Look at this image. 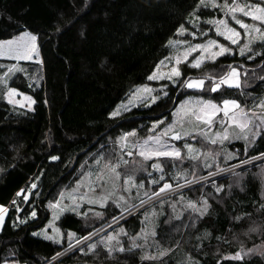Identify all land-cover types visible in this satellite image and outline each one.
<instances>
[{"label":"trees","instance_id":"16d2710c","mask_svg":"<svg viewBox=\"0 0 264 264\" xmlns=\"http://www.w3.org/2000/svg\"><path fill=\"white\" fill-rule=\"evenodd\" d=\"M198 1L0 0V40L28 30L37 36L40 55L38 62L21 61L23 70L12 73L9 79L10 86L30 94L36 101L31 110L13 108L4 99L6 87L0 85V205L8 207L0 229V264L6 261L41 264L68 247L64 238L56 244L32 232L48 220L47 202L59 187L69 185L96 158L104 163L111 160L112 164L121 160L119 154L110 153L125 132L135 130L130 142H141L152 133L149 130L154 121L165 122L157 126L158 130L171 120L174 107L186 94L215 100L232 98L247 106L264 97V79H261L264 77V43L256 42L252 48L260 54L252 60L247 57L253 53L246 52L244 56L219 57L200 69L181 65L185 76L195 78L203 77L209 70L223 72L231 60L240 68L242 81L244 78L242 89L225 87L220 93H210L182 89L179 83L173 86L167 80L152 81L153 87L167 84L164 91L168 95L158 91L159 98L151 106L141 103L117 117H109L115 105L125 99L134 86L149 82L147 76L170 53L167 42L178 37L176 29L181 24L192 27L189 21L193 19V12L201 17L199 27L212 29L204 21L222 12L217 8H198ZM8 65V59H0V74ZM102 145L105 146L103 158L99 152ZM231 146L240 156L223 160L221 167L247 158L241 141ZM260 152H264V130L249 148L248 155ZM51 156L58 159L53 161ZM162 160L164 181L149 184L146 190L149 195L143 200L150 198L151 192L164 182L181 184L215 170V167H198L193 175L183 180L174 179L170 172L172 166L183 168L188 164L170 158ZM262 164L264 160L237 169L242 173L239 178L229 172L161 197L173 201L180 194L197 202L204 197L210 208L203 216L185 210L175 217L171 200L162 205L160 199H156L108 228L109 231L124 225L129 236L136 235L142 225L139 219L142 212L152 208L156 212L155 236H148L145 241L137 239L139 247L131 248L129 236L121 235L119 240L126 249L124 252L115 251L109 257L105 247L97 244L94 252L88 253L85 244L81 245L84 253L79 246L52 264H264V255L248 253L242 260L228 257L240 248L264 243V227L248 232L250 226H264V210L260 207L264 204ZM117 169L121 175H134L136 181L145 179L146 185L151 177L159 180L153 171L149 176L148 172L137 170L129 163H119ZM35 178H38L37 187L31 191L29 200L18 199L17 205L21 207V216L35 209L36 218L14 227L12 214L16 211L11 208V201ZM213 180L216 187L223 186L220 193L215 192ZM113 204L102 211L101 219L94 225H89L92 220L70 211L58 217L57 225L62 231L76 233L77 237L85 236L120 215ZM139 204L140 201L135 205ZM99 236L88 243L98 240ZM165 249L170 251L159 257V252ZM143 256L159 258L142 260Z\"/></svg>","mask_w":264,"mask_h":264},{"label":"snow or ice","instance_id":"6c2138e0","mask_svg":"<svg viewBox=\"0 0 264 264\" xmlns=\"http://www.w3.org/2000/svg\"><path fill=\"white\" fill-rule=\"evenodd\" d=\"M203 6L205 8H219L221 12L224 13V16L217 19L215 17L210 18L204 23L211 25L215 31L217 37H222L228 44L221 43L218 39L207 38L203 43H191L187 40H172L170 39L167 44L168 46L176 49L175 55H170L160 60L156 67L153 69L151 74L147 76L148 81H161L167 80L171 83V85L176 86L179 83L180 88L182 89H190V90H199L203 92L210 93H220L224 90V88H240V73L237 67L229 64V71L225 72L223 75L214 76L210 74H205L203 77H192L191 75L185 76L181 70V65L187 64L189 68L200 69L207 61L216 62L219 57L225 55H232L233 48L231 46H237L239 49V54L244 56L246 52H252L253 55H249L247 58L252 60L255 55H259V52H254L252 45L257 41L264 43V0H259V2L252 3L250 0H245V2L240 3L238 0H231V3H228V0H224L223 4L217 3V0H199L197 7ZM242 17L250 18L252 23L245 22ZM193 19L189 21L192 24V27L196 29V31L189 32L188 28L181 24L176 29V34L178 36H183L185 33H188L190 36L195 39L197 34L200 36H207L208 30L200 31V20L201 17L195 15V12L192 14ZM225 17H230L232 21H234L235 25H238L240 29H243L244 42L240 44L241 40V32L237 30L236 27L230 25L229 20ZM37 36L28 31H22L18 37H13L7 40H0V57H11L17 61H29L33 60L34 57L38 55V45L36 43ZM185 45L182 51L178 50L179 46ZM194 53H198L193 59L189 60V57H192ZM243 67V65H241ZM162 68H167V71H162ZM18 65H11L8 67V73H14L17 71H22ZM247 72V69H245ZM5 73V76L8 75ZM264 79V77H261ZM206 81H211L210 85L206 86ZM168 85H161L159 89L153 88L148 84L140 85L135 88L133 92L130 93L129 99L127 103H121L117 106V108L109 113V117H117L121 115L122 111H129L131 107L137 106V103L148 101L145 104L146 107L151 106L152 103H155L158 100L157 95H153V93L161 92L164 96H167L168 93L164 91ZM22 95L24 101H28L27 107L31 109L32 104H35L36 101L33 100L31 96L24 95L22 93H18V90L13 87H8L7 92L4 94L8 103L10 104H20L22 107L24 104L20 100H15L13 97L15 95ZM47 103V101H45ZM261 109V112L264 113V100H261L259 104L254 105ZM219 113H223V118L218 116ZM173 121L170 124H166L165 127L156 132L155 135H149L142 142L137 141L135 143L129 144L127 142V138L129 136L135 135V130L132 132H125L122 136H120L117 140V143L120 144L121 149L125 148H135L137 150V155L143 158L144 162L151 161L154 158L156 162L152 163V169L161 173L159 180L152 179L149 181V184H159L160 181H164V167L163 163L159 160V158H170L173 161L179 160L181 163L184 162L185 158L191 159L192 161H196L201 155H203L204 159L202 161L204 168H211L213 166L209 161H215L216 157L220 155V152L215 151H205L201 153V151L194 147L192 143L185 142L183 144V149L186 150V156L182 154V149L177 147L174 143L175 141H180L184 137H190L192 140H196L197 137H202L205 141H210L211 144L223 145L225 141L231 140H243L244 141V153L247 158L239 159L238 164H231L228 167H221L220 164L215 165V171H208L207 175L198 176L199 181L208 182L209 178L217 176L219 173L231 172L234 177H241L242 173L237 172L236 169L248 165L256 160H264V152H260L258 155H248L249 148L255 144L257 137L261 136L262 130H264V114L257 115L253 112L251 115L244 108L241 107L240 103L236 99H223L221 103L214 102L213 99H204L203 96L197 97L195 99L189 98L183 101L179 106H177L176 111L173 112ZM258 121V122H257ZM229 126L233 127H224L225 123ZM163 120H156L153 122L152 129H150V133L157 129V126L160 124H164ZM218 123L221 125L222 130H217L213 133V124ZM179 125V128H177ZM193 133L195 135H193ZM104 147L101 146L99 152L101 153V158H103ZM128 156H132L133 153L131 151L127 152ZM240 156V152H230L223 151L224 161L232 160L235 157ZM51 160L55 161L58 159L57 156H51ZM99 163V160L97 161ZM119 163L127 164V160H119L116 164H105L104 168L107 171L109 176V180L111 181V190L105 189L103 184L97 185L101 188V193L98 195L91 185L88 186L87 191L83 194H78L81 182H77V189L73 194H70L68 199L72 201L70 205H64L60 208L61 212H75L77 215H81L80 212V204L87 203L90 205H99L101 208H104L105 204L109 200H113L116 207L121 208V213L119 218L113 216L112 219L114 221L119 222V220L124 219V214L129 213L131 209H134L136 205L128 204L127 207H124L121 204V201H125L124 196H116L117 184L116 181L120 178V172L117 171ZM138 167H143V164L140 161L135 162ZM151 176V173H148ZM187 175V170L183 173L177 172L176 178L183 179L184 176ZM38 179V178H37ZM99 180L104 181V183H108V181L104 180V175L101 174L98 177ZM195 181H187L185 180V184L193 183ZM213 186L215 187V192L220 193L222 191L223 186L216 187V181H211ZM237 183H239V179H237ZM37 187L36 183L31 185V188L28 189V193H24V190L21 189L16 193V196H20L23 194V199L25 202L29 200V195L31 194L32 189ZM184 185L179 182L176 183L175 188L181 189ZM231 187V185H229ZM142 189L144 188V182L141 181L139 184L135 182L134 175H129L123 180V191L131 192L132 189ZM173 185L169 182H164L161 187H159L156 191L151 192V197H156L160 199V203L163 205L164 200L162 194L166 193L167 190H172ZM39 195V193H37ZM148 192H144V196H148ZM61 200L64 197V193L60 194ZM115 197V199H113ZM150 197V198H151ZM183 199V197H181ZM61 200H58L56 203L59 205ZM13 204L16 203L15 200L12 201ZM145 204V200H140V206L143 207ZM188 208L192 209L194 212H199L201 216L208 212L210 205L207 199L202 201V205L200 207L197 206L195 202L189 201L186 205ZM175 207V205H173ZM261 209L264 210V204H261ZM19 211V208H17ZM91 211V209H89ZM7 212V208L3 205H0V224H3L5 219V214ZM86 215V213H83ZM155 213H153L154 215ZM37 215L35 209L31 212V216L35 217ZM95 215L100 216L101 213L96 212ZM147 219V215H146ZM237 220L240 217H236ZM23 222V221H21ZM142 224L144 221L141 222ZM262 227L261 225L250 226L248 232H257ZM58 231V230H57ZM37 233H33L36 235ZM95 233L89 232L87 235L82 237H77L76 233L69 231L67 233L68 236V248L65 249V252L72 250L76 246H80L79 250L81 253L85 252V249L81 245H85L87 247L88 253L94 252L97 248V244H103L105 247L107 254L109 257L112 256L113 252L119 251L124 252L126 249L120 243L119 236L125 235L129 236V234L125 231L123 227L119 229V231L115 234L109 233L106 237H101L100 241L88 243L91 240L92 236ZM155 236V232L151 233ZM247 234V233H245ZM143 235L144 239L147 240L148 232L146 229L142 228L141 233H137L135 236H129L131 240V248L139 247L136 241ZM45 239L52 240L53 243L59 244L60 240L57 236H48L45 234ZM115 241V244H113ZM116 245H119L117 248ZM170 249H165L159 252V257H163L167 254ZM260 251L262 255H264V246H254L253 248L247 249V252L237 251L234 253L231 258L235 260H242L245 255L248 253H253ZM87 254V253H85ZM62 253H57L56 257L61 256ZM54 257L53 259H56ZM159 257L154 256H143L144 259H158Z\"/></svg>","mask_w":264,"mask_h":264},{"label":"rangeland","instance_id":"374dc122","mask_svg":"<svg viewBox=\"0 0 264 264\" xmlns=\"http://www.w3.org/2000/svg\"><path fill=\"white\" fill-rule=\"evenodd\" d=\"M198 2H199V1H198ZM238 2L243 3V2H245V0H238ZM250 2L255 3V2H259V0H250ZM217 3H219V4H223L224 1H222V0H217ZM230 3H231V2H230ZM217 9H219V8H217ZM237 15L240 16V14H237ZM223 16H224V13H223V12H222V14H221L220 16H216V15H214V17L217 18V19H219V18H221V17H223ZM212 18H213V17H212ZM225 18L229 20V23H230L231 26L236 27L237 30L241 32V40H240L239 43L242 44V43L244 42V35H243L244 30H243V29H240L238 25H235L234 21H232L230 17H225ZM240 18H241V19H244L245 22H247V23H252V21L250 20V18L242 17V16H240ZM186 28H188L189 32L196 31L195 28L190 27V26H189V27L186 26ZM22 31H28V30H22ZM22 31H21V32H22ZM200 31H201V32L204 31V27L200 26ZM21 32H19V33L16 34V35H13L12 37L5 38V39H1V40H7V39H10V38H13V37H18V36L20 35ZM28 32H30V31H28ZM31 33H32V32H31ZM32 34H33V33H32ZM209 37H210V38H213V39H218L221 43L228 44V42L225 41L222 37H217V36H216L215 31H214L213 28H212L211 30H208V35H207L206 37H205V36H200L199 33H198L197 36L195 37V39H193L192 36H190L188 33H185L183 36H178V37L174 38L173 40H174V41H175V40H187V41H189V42H191V43H203V42H204L207 38H209ZM257 42H259V41H257ZM36 43H37V41H36ZM37 45H38V43H37ZM183 47H185V45H181V46H179V49H178V50L182 51ZM231 47L233 48V54H232V55H227V56H229V57H233V55H236V56H237V55H240V54H239V49H238L237 46H231ZM176 51H177L176 49H173L172 47H170V53H169L167 56H165V57H168V56H170V55H175V54H176ZM196 55H198V53H194L192 57H189V60L193 59ZM165 57H164V58H165ZM2 58H3V59H8V60L10 61V65H8V66H11V65H18L20 68H22V66H21V64H20L21 61H22V62H31V61L38 62V61H39V59H40L39 48H38V55H37L36 57H34L33 60H29V61H24V60L17 61V60H15V59H13V58H11V57H7V56H5V57H0V59H2ZM164 58H162V59H164ZM162 59H161V60H162ZM228 62H229L231 65H233V64H232L233 62H232L231 60L228 61ZM206 63H209V64L212 63V64H213L214 62L207 61ZM206 63H205V64H206ZM233 66H234V65H233ZM202 67H203V66H202ZM234 67H237V68H238V71H239V73H240V81H241V87H240V88L242 89V84H244V78H243V81H242V74H241L240 68H239L238 66H234ZM22 69H23V68H22ZM161 70H162V71H167V68H162ZM227 71H229V68H228V67H227L225 70H223V72L220 71V72H218V73H211L210 70H209V72H207V74L214 75V76H219V75H223V74H224L225 72H227ZM5 73H8V67H7V70H6L5 72H3L2 74H0V85H2V87H6L4 94L7 92V88H8V87H13V86H10V84H9V83H10V82H9V79H10V76H11L12 73H8L7 76H5ZM204 73H205V72H204ZM205 74H206V73H205ZM161 81H162V80H161ZM150 82H152V81H149V82H147L146 84H148L149 86L153 87L152 84H151ZM155 82H160V81H155ZM208 82L211 83L210 81H208ZM150 84H151V85H150ZM140 85H144V84H140ZM140 85H136V86H134V88H133V90H132L131 92H133V91L135 90V88H136L137 86H140ZM161 85H162V84L158 85L157 87L154 86L153 88L158 89ZM13 88H15V87H13ZM16 89H17V88H16ZM17 90H18V89H17ZM131 92H129V94L127 95V97H126L125 99L119 101V102L115 105V107L112 109V111H114V110L117 108V106L120 105L121 103H127V101H128V99H129V96H130V93H131ZM18 93H22V94H24V95L31 96L30 94L25 93V92H22V91H20V90H18ZM199 94H201V93L199 92ZM153 95H157V96H158V94H156V93H153ZM31 97H32V96H31ZM197 97H200V95L186 94V96H185L184 98H182L180 101H178V104L174 107V110L172 111V117H171V120H170L168 123H166V124H170V123H172V121H173V119H174V117H173V112L176 111L177 106H179L183 101H185V100H187V99H189V98H193V99H195V98H197ZM203 98H204V99H211V97H210V98L203 97ZM4 99H5L6 102H8L7 99L5 98V95H4ZM13 99H15V100H20V101H22V103L24 104L23 107H22L20 104H11V105L13 106V108H16L17 110H18V109H19L20 111L31 110L32 107H33V104H32L31 109H29V108L27 107V104H28L29 102H28V101H24L22 95L17 94V95H15V96L13 97ZM212 99H213V98H212ZM223 99H232V98H222V99H218V100H215V99H213V100H214V102H216V103H221ZM261 100H264V97H263V98H260V99L258 100V102H255V103L251 104L250 106H247V105L244 104V103H240V105H241L242 108L245 109V111H247V112L249 113V115H251L253 112H255L257 115H261V114H264V113L261 112V109H259V108H257V107H254V105L259 104ZM237 101H238V100H237ZM141 103H142V104H143V103H148V101H143V102L137 103V105H138V104H141ZM9 104H10V103H9ZM131 108H132V107H131ZM23 109H24V110H23ZM112 111H111V112H112ZM111 112H110V113H111ZM124 112H126V111H122L121 114L124 113ZM218 116H219L220 118H223V113H219ZM257 122H258V121H257ZM166 124H165L163 127H165ZM163 127L159 128L158 130H154V132H152L150 135H155L156 132H158V131H159L160 129H162ZM224 127H233V128H234V126H229V125L227 124V122L225 123ZM177 128H179V125H177ZM217 130H222V127H221V125H219L218 123H214V124H213V133H212V134H214L215 131H217ZM193 135H195V134L193 133ZM148 136H149V135H148ZM148 136H146L143 140H145ZM130 139H131V136H129V137L127 138V142H128L129 144H131ZM143 140H142V141H143ZM142 141H141V142H142ZM235 141H241V142L244 144V141H243V140H231V141H225L223 145H220V144L213 145V144L210 143V141H205V140H203L202 137H197L196 140H192L190 137H184L182 140H180V141H175L174 143L177 145V147H180V148L182 149V154L185 155V156H186V150L183 149V144H184L185 142L192 143V144L194 145L195 148H197V149H199V150L201 151V153H203V152H205V151H215V152H220L221 154L218 155V156L216 157V159H215L214 162H213V161H209V163H212V164H213V166H212V168H213V167H215L216 164H220V165L224 164V162H223V160H224V157H223V151H224V150H226V151H230V152H235V151H236V149H235L234 147L232 148V146H231V144H233V142H235ZM112 151H113L114 153L111 152L110 155H113V154H114V155H118V154H119V155H120V158H122L123 160H127L128 163L131 164L133 167H135L137 170H139V169H143L146 173H147V172L149 173V172L153 171V175H156V176H159V177H160L161 173L158 172V171H156V170H154V169H152V167H151L152 163L156 162V159H155V158H154L153 160H151V161L144 162V161H143V158L140 157L139 155H137V150H136L135 148H125V149L122 150L121 147H120V144H119V143L117 144V146H116V147L114 148V150H112ZM128 151H131V152L133 153V155H132V156H128V155H127V152H128ZM162 158H163V157H162ZM162 158H159V160H160L161 162L163 161ZM203 159H204L203 155H201L196 161H192L191 159H187V158H185L184 162H186V163L188 164L187 167L180 168L179 166H172L170 172L173 173L174 176L176 177V173H177V172H181V173H183L185 170H187V175L184 176V178H183V179H185V177H189L190 175H193L195 171L197 172L198 167H203V163H202ZM98 160H99V163H97ZM101 160H102V159H101ZM101 160H100L99 158H96V159L92 162V164H91V165H90V166L84 171V173H81V175L78 176V177H77L76 179H74L73 181H71V182L69 183V185L61 186V187L58 188V190L55 192L53 198L50 199V200L47 202V206H48V209H49V214H48V215H49V216H48L49 218H48V220H47L44 224H42L38 229H36L35 231H33L32 234H33V233H37L36 236H39V237H42V238H45V234H47L48 236H53V235H55V236H57V238H58L59 240H62V238H64V239L68 242V236H67V233H68L69 231H62V230L60 229V227L57 225V219H58L59 216H61L62 213H64V212H61V211H60V208L63 207L64 205H70V204L72 203V201L69 200L68 197H69L70 194H73V193L76 191V189H77V182H78V181L81 182V185H80V188H79L78 194H83L85 191H87L89 185H91L93 188H95V191H96V193H97L98 195L101 193V188L98 187L97 185H101V184H103V187H104L105 189L111 190V181L109 180V176H108V174H107L106 169L104 168V165H105V164H109V163L112 164L113 161H111V160H105V163H104V162H101ZM136 161H140V162L143 164V167H138L137 164L135 163ZM116 163H117V162H116ZM120 164H121V163H120ZM263 166H264V165L262 164V165H261L262 169H264ZM203 168H204V167H203ZM117 171H119V170L117 169ZM119 172H120V171H119ZM101 174L104 175V180H105V181H108V183H104V181H101V180L98 179V177H99ZM120 174H121V172H120ZM129 175H131V174L120 175L119 180L116 181V184H117L116 196L118 197V196H121V195H122V196L125 197V201H121V204H122L124 207H127L128 204L135 205L138 201H140L141 199H143L144 197H146V196H144V192H147V191H146V190H148L147 188H150V187H147V186H149V183H148V185H146L147 183H145V179H142L141 181L144 182V188L139 189V190H137V189L134 188V189L131 190L130 193H129V192H124V191H123V180H124L127 176H129ZM263 176H264V173H263ZM150 179L152 180V179H155V178L151 177ZM178 179H180V178H178ZM183 179H181V180H183ZM155 180H156V179H155ZM141 181H136V180H135V182H136L137 184H139ZM37 182H38V179L35 178V179L32 180L27 186H25L24 188H22V189L24 190V193H25V194L28 193V189L31 188V185H32L33 183H36V185H37ZM167 182H168V181H167ZM169 183H170V182H169ZM173 186H174V185H173ZM32 190H34V189H32ZM19 191H20V190H19ZM61 192L64 193V197H63L62 200H61V196H60ZM172 193H173V192H172ZM170 194H171V193H170ZM181 197H183V196L180 195V194H178V196H175V199H174L173 201L171 200L172 198H168V199L164 200V201H168V200H171V201H172V202H171V205H172V206H171V207H172L171 209H172L173 214H174L175 217L180 216L185 210H191V211H193L192 209H190V208H188V207L186 206L187 203H188L189 201L195 202V203L197 204V206L200 207V206L202 205V201L205 199L204 197H202V198L197 202V201H194L193 199H190V198L185 199V198L183 197L184 199H182ZM18 199H23V194L20 195V196H16L15 198L12 199V201H13V200L16 201L15 204H13L12 201H11V203H12V207H11V208H12L14 211H16L15 214H12V215H13L12 223H13V226H14V227H17V226H19V225H21V224H24V223L30 222V221H32V220H34V219L36 218V216H35V217H32V216H31V212H32L33 210H32L31 212H29L28 214H25V215H22V216L19 214V212H21V207H20L19 205H17V204H18ZM113 199H115V197H114ZM149 199H150V198H148V199L145 200V204H146V203H149ZM58 200H61V203H60L59 205L56 203ZM111 204H113V200H109V201L105 204L104 208H101L99 205H90V204H87V203H81V204H80V212H81L82 214H81L80 216H82L85 220H86V219H88V220H92V221H89V225H90V226H91V225H94L95 223H97V222H95V221H98L99 219H101V217H102V211L105 210V209H107V208H111V207H110ZM145 204H144V205H145ZM113 205L116 207L115 203H114ZM144 205H143V207H144ZM173 205H175V207H173ZM143 207H141L140 204H139V205H136V207H135L134 209H131V212H130L129 215H131L132 213L136 212L138 209L143 208ZM6 208H7V210H8V207H6ZM17 208H19V211H17ZM89 209H91V211H89ZM114 210H117L118 212H121V208H118V207H116ZM35 211H36V210H35ZM70 212H71V211H70ZM96 212L101 213V215H100V216L95 215ZM6 213H7V212H6ZM74 213H75V212H74ZM83 213H86V215H84ZM153 213H156V212H155L152 208H149L147 211L142 212L141 217H140L139 219H140L141 221H144V223L141 225V227H140V229L138 230L137 233H141V229L144 228V229L147 230V232H148V236H151V235H152L151 233L154 232V224H155V222H154V218L156 217L155 214L153 215ZM125 214H127V213H125ZM5 215H6V214H5ZM146 215H148V216H147V219H145V218H146ZM119 216H120V215H119ZM119 216H117V217H119ZM21 221H23V222H21ZM93 221H94V222H93ZM110 221H114V220L112 219V220H110ZM110 221L104 223L102 226H99V227H106V225H107L108 223H110ZM98 222H99V221H98ZM1 227H2V224H0V229H1ZM99 227H98V228H99ZM121 227H123V228L125 229L126 232L128 231V230L124 227V225H122V226H118L117 228H115V229H113V230H109V231H108V229H107V231H104V232H102V233L100 234L98 240L92 241V242H90V243L100 241L101 237H106L109 233H113V234L117 233ZM98 228H97V229H98ZM111 228H112V227H111ZM109 229H110V228H109ZM57 230H58V231H57ZM133 236H135V235H133ZM126 237H128V236H126ZM138 240H140V241H145L143 235H141V237H140ZM129 242L132 243L130 239H129ZM98 244H99V243H98ZM113 244H115V241H113ZM101 245H103V244H101ZM254 246H264V243H258V244H256V245H253V246L248 247V248H240L238 251H241V250L243 249V251L246 252L247 249L253 248ZM116 247L118 248L119 245H116ZM235 253H236V252H235ZM249 254H256V255H260V256H262V254L260 253V251L253 252V253H249ZM232 255H233V254H229L228 257L231 258ZM4 264H18V263L13 262V261H12V262H11V261H6Z\"/></svg>","mask_w":264,"mask_h":264},{"label":"built area","instance_id":"2783aa9c","mask_svg":"<svg viewBox=\"0 0 264 264\" xmlns=\"http://www.w3.org/2000/svg\"><path fill=\"white\" fill-rule=\"evenodd\" d=\"M257 155H258V154H257ZM258 161H261V160H256V161H253L252 163H254V162H258ZM238 162H239V161H236L235 163H232V164H238ZM252 163H250V164H252ZM250 164H248V165H250ZM229 165H231V164H229ZM245 166H247V165H245ZM223 167H228V165L223 166ZM243 167H244V166H243ZM240 168H241V167H240ZM237 169H239V168H237ZM237 169H236V170H237ZM214 171H215V170H214ZM226 173H229V172H226ZM222 174H225V173H219L217 176L222 175ZM206 175H207V174H206ZM206 175H204V176H206ZM214 177H216V176H214ZM214 177H211V178H214ZM211 178H209V179H211ZM189 181H195V182H193V183H188V184H185V182H184V183H181L182 185H184V187L181 188V189H178V190L175 188V185H174V186H173V189H172V190H167L166 193L162 194V197H163V196H167L168 194H170V193H172V192H177V191H180V190H182V189H185V188H187V187H189V186H191V185H193V184H196V183L202 182V181H199L198 178H196V179H192V180H189ZM156 199H158V198H156V197H151V198L149 199V202H152V201H154V200H156ZM128 215H129V213L124 214V218L127 217ZM118 218H119V217H118ZM115 223H117V221H110V223H108V224L106 225V227H99L98 229L93 230L92 233H95V234L92 236V238H94V237L97 236L98 234H101L102 232H104V231L107 230L108 228L112 227ZM92 238H91V239H92ZM78 247H79V246H76V247H74L73 249H76V248H78ZM67 248H68V247H67ZM67 248H66V249H67ZM73 249H72V250H73ZM69 251H71V250H69ZM69 251H67V252H69ZM67 252H65V249H64V250L60 251L59 253H62L61 256H63V255L66 254ZM61 256L56 257V254H55L53 257H51L50 259H48V260L42 262L41 264H52L56 259L60 258ZM54 257H56V259H53Z\"/></svg>","mask_w":264,"mask_h":264}]
</instances>
